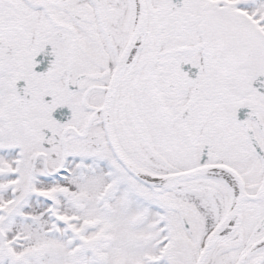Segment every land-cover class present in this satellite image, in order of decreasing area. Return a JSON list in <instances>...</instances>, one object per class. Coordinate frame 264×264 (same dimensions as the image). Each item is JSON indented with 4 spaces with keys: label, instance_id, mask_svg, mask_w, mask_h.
Segmentation results:
<instances>
[{
    "label": "snow or ice",
    "instance_id": "6c2138e0",
    "mask_svg": "<svg viewBox=\"0 0 264 264\" xmlns=\"http://www.w3.org/2000/svg\"><path fill=\"white\" fill-rule=\"evenodd\" d=\"M0 264H264V0H0Z\"/></svg>",
    "mask_w": 264,
    "mask_h": 264
}]
</instances>
